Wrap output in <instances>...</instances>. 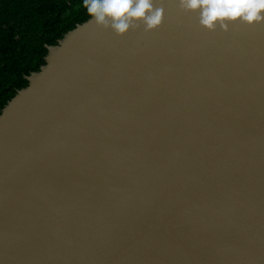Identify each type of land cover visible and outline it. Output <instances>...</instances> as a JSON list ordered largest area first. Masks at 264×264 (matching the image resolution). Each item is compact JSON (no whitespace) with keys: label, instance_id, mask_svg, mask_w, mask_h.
Returning <instances> with one entry per match:
<instances>
[{"label":"water","instance_id":"95a60500","mask_svg":"<svg viewBox=\"0 0 264 264\" xmlns=\"http://www.w3.org/2000/svg\"><path fill=\"white\" fill-rule=\"evenodd\" d=\"M47 45L0 112V264H264V23L179 0Z\"/></svg>","mask_w":264,"mask_h":264},{"label":"trees","instance_id":"16d2710c","mask_svg":"<svg viewBox=\"0 0 264 264\" xmlns=\"http://www.w3.org/2000/svg\"><path fill=\"white\" fill-rule=\"evenodd\" d=\"M90 17L82 0H0V112L46 62L47 45Z\"/></svg>","mask_w":264,"mask_h":264},{"label":"clouds","instance_id":"9594fccd","mask_svg":"<svg viewBox=\"0 0 264 264\" xmlns=\"http://www.w3.org/2000/svg\"><path fill=\"white\" fill-rule=\"evenodd\" d=\"M83 7L94 22L104 29L111 28L124 35L141 23L145 30L161 26L165 16L163 6L155 0H82ZM184 11H198L199 23L210 30L219 24L225 30L228 22L264 23V0H179Z\"/></svg>","mask_w":264,"mask_h":264}]
</instances>
